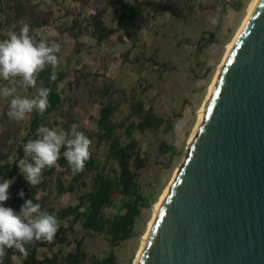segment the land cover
Returning <instances> with one entry per match:
<instances>
[{"label":"rangeland","instance_id":"obj_1","mask_svg":"<svg viewBox=\"0 0 264 264\" xmlns=\"http://www.w3.org/2000/svg\"><path fill=\"white\" fill-rule=\"evenodd\" d=\"M131 1L140 4L143 21L129 39L123 36L121 40L110 38L97 43L92 37L94 14L107 25H113L115 5L106 0H4L5 36L0 37V40L6 39L13 25L18 31L23 21L30 25L29 35L34 39H55L60 43L57 71L65 72L67 77L58 82L57 89L64 100L46 121L58 133H66L72 127L83 131L92 141L90 153L105 170L112 165L111 160H105L108 145L99 142L95 135V118L102 104L111 101L116 105L112 120L120 125L116 133L122 142L127 141L124 126L139 120L131 113L135 102L141 101L144 109L150 107L165 119L157 128L135 129L132 134L147 157L145 165L137 171L138 187L145 200L133 235L112 246L104 234L88 232L79 223L75 226V234L83 237L89 258L112 252L116 264L133 263L141 236L152 217V206L185 156L197 110L207 96L226 44L240 26L250 0ZM74 21H78V27L71 29ZM1 80L0 86H3ZM17 86L18 95H35L36 90L21 87L19 79ZM37 87H41L39 82ZM2 100L9 103L0 97V137L10 133L13 135L7 141L10 143L14 137L25 134L30 114L17 122L11 120L3 115ZM171 145L175 147L174 154L167 149ZM57 175L68 183L75 174L69 166L66 169L56 166L54 174L36 189L41 211H46L48 206L58 210L78 203V195L88 188L92 179V173L84 172L86 187L77 184L74 190L57 194ZM112 199L118 205L121 195L114 192ZM117 211V206H109L105 208V215L111 216ZM13 260L18 263L16 257Z\"/></svg>","mask_w":264,"mask_h":264},{"label":"water","instance_id":"obj_2","mask_svg":"<svg viewBox=\"0 0 264 264\" xmlns=\"http://www.w3.org/2000/svg\"><path fill=\"white\" fill-rule=\"evenodd\" d=\"M137 264H264V0L226 53Z\"/></svg>","mask_w":264,"mask_h":264},{"label":"trees","instance_id":"obj_3","mask_svg":"<svg viewBox=\"0 0 264 264\" xmlns=\"http://www.w3.org/2000/svg\"><path fill=\"white\" fill-rule=\"evenodd\" d=\"M106 1L110 5H115L114 14L111 17L113 25H107L101 17H98V14H94L91 18L92 37L97 43L110 38L121 40L123 36L128 39L132 38L141 28L143 21L140 4L129 0ZM2 12L0 9V14ZM75 27H78V21L72 23L71 29ZM3 28H5V24L0 21L1 38L5 36L2 33ZM118 32L116 37L115 34ZM51 71L52 68L48 66L37 78L41 87L51 89L48 109L42 115L35 110L30 113V119L22 137H14V141L10 143L7 142L13 136L10 133H6L5 137H0V178L2 180L15 178L9 188V199L4 202V206L11 207L17 212L27 199H33V203H39L35 196L36 189L45 178L54 174L56 169V166L50 169L45 168L42 183L31 187L17 166L18 160L24 158L23 145L29 139L37 138L36 130L40 125L51 128L46 118L51 112L57 110L64 100L62 93L57 89V84L66 78L67 74L57 71V79L51 81ZM67 83L70 84L69 81ZM115 110L116 105L107 101L101 105L95 118L97 140L106 142L108 145L105 160L107 162L111 160L110 169L105 170L104 165L100 167L97 159L91 154L90 159L85 162L83 171L73 175L68 183H64L61 176L57 175L55 183L57 194L72 191L77 184L86 187L87 182L83 178L84 172L92 173V179L88 188L78 195V203L58 210L51 206L47 207L46 212L54 214L59 223L58 231L52 242L34 240L26 245L29 253L27 258L14 249H6L7 254L3 258V264H116L112 252L104 257L98 258L92 255L89 258L84 249L83 237H77L75 234V226L79 223L88 232L104 234L112 246L133 235L135 222L140 216V209L144 206L145 200L138 187L137 171L145 165L147 157L144 156L132 134L135 129L144 131L157 128L166 121L163 117L155 114L150 107L144 109L143 103L137 101L133 104L131 113L136 115L139 120L137 122L129 121L124 126L127 141L122 142L116 133V129L120 125L112 120ZM3 149H6V152H2ZM167 149L174 154L175 147L173 145ZM10 151L12 153H9ZM63 151L62 148L61 158L57 165L66 169L68 164L62 156ZM21 190L24 192L23 198L19 195ZM114 192L121 195L118 205L113 203ZM109 206H117L118 211L111 216H106L105 208ZM14 257L18 259V263L14 262Z\"/></svg>","mask_w":264,"mask_h":264},{"label":"clouds","instance_id":"obj_4","mask_svg":"<svg viewBox=\"0 0 264 264\" xmlns=\"http://www.w3.org/2000/svg\"><path fill=\"white\" fill-rule=\"evenodd\" d=\"M29 33L30 25L22 21L18 31L13 25L7 38L0 40V79L13 81L11 85L0 86V97L9 100L7 116L14 121L23 120L26 114L34 110L42 115L48 109L51 89L37 87V78L48 66L52 68L50 80L55 81L58 76L60 60L57 54L61 51L60 43L55 39L36 40ZM17 78L21 87L35 89V95H18ZM36 137L23 145L24 158L17 162L31 187L42 183L45 168L57 166L62 148V156L74 174L83 171L85 162L90 159L92 141L76 127L66 133H58L48 126L40 125ZM14 179L0 182V264H3L6 249H14L27 258L29 253L26 245L34 240L52 242L59 228L57 217L41 211V205L33 203V199L25 200L18 212L4 206ZM19 195L23 198V190Z\"/></svg>","mask_w":264,"mask_h":264},{"label":"bare ground","instance_id":"obj_5","mask_svg":"<svg viewBox=\"0 0 264 264\" xmlns=\"http://www.w3.org/2000/svg\"><path fill=\"white\" fill-rule=\"evenodd\" d=\"M256 1H257V0H250V1H249L248 5H247V9H246V15L244 16V18H243V20H242L240 26L238 27L237 31L235 32V34H234L232 40L229 41V42L226 44V50H225V53H224V55H223V58H222L220 64L218 65V67H217V69H216V72H215V74H214V77H213L211 83H210L209 86H208L207 96H206L204 102L201 104V106H200L199 109L197 110V121H196V123H195V125H194V128H193V130H192V132H191V134H190V137H189L188 141H189V140L192 138V136L194 135V133H195V129H196V126H197V125L202 121V119H203V105H204L205 101L209 98V96H210V94H211V90H212V87H213V84H214L215 78H216L217 74L219 73L220 68H221V66H222V64H223V62H224V60H225L226 53L229 51V49H230V47L232 46V44H233V42H234L236 36H237L238 33L241 31V29H242V27H243L245 21L247 20L249 14H250V12H251V10L253 9L254 5L256 4ZM174 174H175V173H174ZM173 177H174V176H173ZM172 179H173V178H172ZM172 179L169 181V183L167 184V186L163 189L162 193H161L160 196H159V199H158V200L153 204V206H152V212H153V213H152V217H151V219L148 221L146 231H145V232L143 233V235L141 236L140 246H139V248H138V250H137V253H136V255H135V258H134L132 264H137L138 257H139V252H140V250H141L143 244L145 243V239H146V236H147V233H148V229H149V227L151 226L152 220H153V218H154V216H155V214H156V212H157V210H158V208H159V205H160L161 201L163 200V198L165 197L166 193L168 192L169 184H170V182L172 181Z\"/></svg>","mask_w":264,"mask_h":264},{"label":"crops","instance_id":"obj_6","mask_svg":"<svg viewBox=\"0 0 264 264\" xmlns=\"http://www.w3.org/2000/svg\"><path fill=\"white\" fill-rule=\"evenodd\" d=\"M129 1H131V0H129ZM0 2H1L0 9L4 12V7H5V5L3 6L4 0H0ZM0 21H2L5 24L6 20H5V15L4 14H0ZM3 30H4V28L2 29V33H3ZM18 79L19 78H17V81H18ZM1 81L3 83V86L4 85H8V84L11 85L13 83V81H11V80L10 81L1 80ZM6 100H8V99H6ZM1 104H2L1 108H2V111H3V115L6 116L7 115V110H4V109L8 108V101L2 100Z\"/></svg>","mask_w":264,"mask_h":264}]
</instances>
